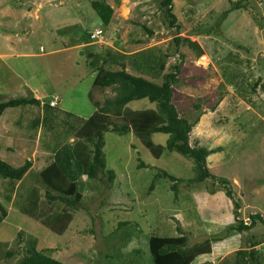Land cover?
Wrapping results in <instances>:
<instances>
[{"label":"rangeland","instance_id":"374dc122","mask_svg":"<svg viewBox=\"0 0 264 264\" xmlns=\"http://www.w3.org/2000/svg\"><path fill=\"white\" fill-rule=\"evenodd\" d=\"M59 1L0 0V100L27 96L30 92L26 83L30 87L36 83L41 85L34 87L41 100L56 96L58 107L65 114L87 118L95 110L89 95L95 101L114 95L108 87L93 86L96 72L88 63L90 51L103 57L112 54L107 57L106 68L119 69L118 63L124 62L128 72L139 75L134 66L137 52L151 47L162 52L175 48L172 38L176 30L163 22L159 0H105L114 12L104 40L89 41L80 48L74 45L86 43L89 31L104 25L91 7L92 0ZM236 2L244 7L231 9ZM173 13L181 24L179 36L197 42L203 50L202 55L196 56L186 43L179 45L178 52L184 57L180 81L173 86V102L181 115L191 120L199 116L190 132V144L216 150L207 156L206 165L216 177L228 179L239 207L213 179L186 186V181L194 176L192 159L174 151L155 157L134 133L105 132L106 165L115 172L111 188L98 180L90 182L94 186H84L82 183L87 184L89 179L82 176L78 186L82 187L84 208L68 209L69 219L57 223L58 228L64 227L59 234L43 233L47 240L43 246L66 264H152L146 241L138 234V244L130 240L124 245L127 233L135 235V222L139 224L136 230L146 232L151 228L159 236H179L176 227L181 226L189 244L217 236L211 241V252L197 256L191 264H217L224 258V264H264L263 224L257 222L246 232L227 230L239 220L249 223L251 214L259 213L264 218V92L261 87L252 90L257 78L264 81V0H173ZM142 26L151 29L152 35ZM13 52L26 55L7 57ZM117 53L123 58L116 59ZM179 60L177 54L168 57L163 72ZM234 61L239 62L235 72ZM143 76L161 82L160 76ZM231 77L233 80L229 81ZM154 106L147 99H139L125 108ZM40 109L21 105L7 108L0 116V158L13 166L22 165L26 159L35 163L22 181L11 183L0 178V206L9 211L0 222V229L10 235L0 247V264H16L21 258L25 244L24 240L17 241V232H22L24 239L35 225H41L38 214L43 201L36 202L29 216L20 212L24 207L30 208L27 198L34 196L31 188L43 195L41 188L45 185L38 180V172L50 161L49 153L21 150L20 144H7L8 138L16 143L15 131L32 133V122L37 117L40 121L46 119L44 126L41 124V136L53 138L55 145L64 139L65 131L73 130L69 126L75 122L74 116L47 115L43 107ZM4 125L13 130L3 128ZM167 138L168 134L153 133L150 141L164 145ZM7 145L13 151L7 150ZM138 159L146 167L138 168ZM158 170L183 179L176 197L166 178L156 179L154 188L148 191ZM53 205V210H57L56 203ZM117 218L128 219L131 224L116 229ZM142 240L144 253L137 258L132 248L140 246ZM248 242H255L256 253L247 259L236 256L237 251L250 250ZM7 250H13L14 255L6 257Z\"/></svg>","mask_w":264,"mask_h":264},{"label":"trees","instance_id":"16d2710c","mask_svg":"<svg viewBox=\"0 0 264 264\" xmlns=\"http://www.w3.org/2000/svg\"><path fill=\"white\" fill-rule=\"evenodd\" d=\"M90 4L99 16L100 23L104 25V28H102L105 29L112 19L113 8L105 0H92ZM241 7L244 6H242L240 2H236L233 3L230 8L238 9ZM158 8L162 12V20L166 24V27L176 30V35L172 38V43L175 45L174 50L168 48L165 52H162L159 48L151 47L137 52L138 57L134 66L139 72V75L128 72L124 62L118 63L120 66L119 69L112 70L106 68L104 65L107 61V57L112 54H107L106 57H103L99 53L90 51L87 54L88 57L90 56L88 63L96 72L93 78V86L100 89L108 87L114 95L111 97L106 96L101 101H95L92 96L89 95L95 110L86 119L74 116L69 112L66 114L64 113L67 115L66 117L74 116L75 122H72V125L69 126L71 129L73 128V130L69 131V133L65 131L64 139L58 144L55 145L52 142L54 141L53 138L46 139V137L41 136V147L48 148L47 150H49L50 158L49 163L38 172V180H40L42 185H45L44 188H41L44 190V193L41 195V191L37 192L35 188H31V194L34 196H31L30 199L27 198L30 208H20L22 210L20 214L29 216L33 212L32 207H35L36 202L40 201L42 203L43 201L44 204H42L38 214L41 225H35V229L30 233L31 235H27L24 239L23 236L25 235L22 232H17V241L20 242V240H24L25 245L24 252L16 264H66L53 257L50 254V250L43 246L47 241L43 233L51 232L54 235L59 234L61 228L63 229L64 227L60 226L58 228L57 223L61 219L69 217L68 209L70 211H77L82 207L84 208V204L82 203L84 196L81 192L82 187L80 189L78 186V181L82 176H86L87 179H89L87 184L82 183L84 186H94V184L90 182L92 180H98L106 188H111L115 179V172L107 168L106 165L105 153L103 152L105 132H114L118 135L132 132L155 157H159L164 151H174L192 159L194 163V176L186 181V186L202 183L207 179H213L224 189L226 196L234 200L228 179L216 177L209 171L206 165L207 156L216 150L208 149L198 144H190V132L192 127L197 123L199 116L191 120L189 117L181 115L173 102V86L180 81V63L184 57L183 54L178 52L179 45L186 43L195 50L196 56L202 55L203 50L197 42L179 36L181 24L177 21L173 13V0H159ZM142 27L147 34L152 35L151 29L145 26ZM89 41L91 43L88 33L86 44L89 43ZM176 54L179 56L180 60L170 65L166 72H163L166 59ZM230 55L231 54H229V56ZM114 57L116 59H122L123 54L117 53L114 54ZM237 64H239V62L234 61V72L237 70ZM144 74L153 78L160 76L161 82L158 83L155 80L148 79L143 76ZM231 79L233 80L231 77L229 81H231ZM257 87H261L264 92V81L260 78H257L253 82L252 90H255ZM139 99H147L150 103H155V106L141 109L125 108L129 102ZM21 105H34L39 107L41 101L31 93L27 96L1 99L0 116L7 108ZM193 107L196 109L200 108L198 104H193ZM43 109L44 113L47 115L49 113H58L57 108H53L49 105V99L43 103ZM45 120L44 117L41 120V124H43ZM32 124H35L34 126L32 125V133L35 135V131L39 124V118L33 121ZM153 133L168 134L165 144L152 143L150 141V136ZM71 136L74 142H68ZM138 161V168L146 167V164L142 160L138 159ZM31 165L32 161L29 159H26L20 166H13L0 158V178L9 180L11 183L22 181ZM159 178H166L170 181V189L174 197H176L179 189L178 186L183 182V179L177 178L165 170H158L154 174L148 187L149 192L154 188V181ZM53 203H56L58 211L53 210ZM235 207H239L237 201H235ZM17 210H19V208ZM8 215V209L4 206H0V222ZM117 219L116 229H124L128 224H131L128 219ZM249 219V223L239 220L236 225L229 226L227 230L246 232L255 227L257 222L264 225V218L259 213L249 215ZM138 225L139 224L135 222V235L129 232L124 236V245L130 240H135L136 242L138 239L136 234H138L140 239H145L146 241L145 246H147V253L152 264H191L197 256L210 253L211 241L218 239L217 236H206L202 241L189 244L187 234L183 233L181 226L176 227V231L180 233L179 236H159L153 234L151 231L152 229L149 227V231L146 230V232L141 228L136 230V228L139 227ZM8 233L9 231L0 229V247L10 236ZM142 243H144L143 240L139 243L140 246L135 245L132 248V253H134L133 255L137 258L140 256L141 252L144 253V247H141ZM254 243L255 242H248L250 250L248 252L237 251L236 256H243L247 259L249 254H255L256 251L254 249L256 244ZM136 244L138 243L136 242ZM14 253L13 250H7L5 256L10 258ZM225 262L226 258L222 259L217 264H224ZM237 263H239V261ZM202 264L211 263L204 262Z\"/></svg>","mask_w":264,"mask_h":264},{"label":"crops","instance_id":"0c3cea01","mask_svg":"<svg viewBox=\"0 0 264 264\" xmlns=\"http://www.w3.org/2000/svg\"><path fill=\"white\" fill-rule=\"evenodd\" d=\"M59 2H61V0L59 1ZM108 2V1H107ZM62 3V2H61ZM110 5V4H109ZM111 6V5H110ZM112 7V6H111ZM62 8V10H66V8H64V7H61ZM113 12H114V10H113ZM100 24V23H99ZM96 26H94L93 28H95ZM92 28V29H93ZM107 28V27H106ZM49 30H51L50 28H48L47 29V31H49ZM73 30H71V33H73L72 32ZM51 32V31H50ZM90 32V31H89ZM1 34H0V41H1ZM6 43H3V46L5 45ZM10 44L12 45V43L10 42ZM83 45H86V43H82V41H81V43H79V44H75L74 45V47H83ZM13 48H14V46H13ZM7 55V57H10V56H12V55H15V56H17V55H26V54H24L23 52H16V53H8V54H6ZM94 76H95V74H94ZM29 84H27L26 83V88L29 90V92L31 93V94H33L36 98H38V99H40L41 97L40 96H38L37 95V91H36V88H39L41 85H38V84H36V83H33L32 84V86H34V87H36V88H34V87H30V86H28ZM45 85V84H44ZM53 99V96L49 99V101L50 100H52ZM40 101H41V105L38 107L39 109H40V107H43V103L45 102L44 100H41L40 99ZM51 107H53V108H57V110H58V113L59 114H62L63 115V113H65L64 111L65 110H62V109H60L59 107H58V100H57V104L55 105V106H51ZM40 111H41V109H40ZM92 114V113H91ZM90 114V115H91ZM89 115V116H90ZM78 116V115H77ZM88 116V117H89ZM79 118H83V119H86V118H84V117H80V116H78ZM87 117V118H88ZM38 118V117H37ZM36 118V119H37ZM35 121V120H34ZM7 122V121H6ZM33 123V122H32ZM35 123V122H34ZM6 125H7V123H6ZM6 125H4V127L3 128H5V129H9L10 131H12L13 130V128L10 126V127H8V126H6ZM33 125V124H32ZM35 125V124H34ZM33 125V126H34ZM15 131V130H14ZM11 133V132H10ZM17 133V134H16ZM15 134H16V143L13 141V140H10L8 137V140L9 141H7V144L9 143V144H11V142H12V144H14V145H16V146H18L19 144H20V149L22 150V149H25L26 151H31L32 152V154H34V153H36V152H39V151H42L43 153H46V154H48L49 153V150H47L48 148H43V147H40V138H41V134L43 135V129H42V125H41V121H40V118H39V124H38V126H37V130L35 131V135H33V133L31 134H28V133H22L20 130H18V131H15ZM24 136V137H23ZM4 137V136H3ZM68 140H73V137L71 136V137H69V139ZM8 147H7V150H12V147H9V145H7ZM24 150V151H25ZM13 151V150H12ZM32 161V160H31ZM7 162V161H6ZM9 163V162H8ZM11 164V163H10ZM35 163H33V161H32V165H31V167H30V169H29V171L31 170V168H32V166L34 165ZM42 168L44 167V165H42L41 166ZM40 167V168H41ZM28 171V172H29ZM208 254V253H207Z\"/></svg>","mask_w":264,"mask_h":264},{"label":"built area","instance_id":"2783aa9c","mask_svg":"<svg viewBox=\"0 0 264 264\" xmlns=\"http://www.w3.org/2000/svg\"><path fill=\"white\" fill-rule=\"evenodd\" d=\"M106 32L101 27L94 28L90 33V39L93 41L102 42L104 40V34ZM42 50V49H40ZM57 104V97H53L52 100L49 101L50 106H55Z\"/></svg>","mask_w":264,"mask_h":264},{"label":"clouds","instance_id":"9594fccd","mask_svg":"<svg viewBox=\"0 0 264 264\" xmlns=\"http://www.w3.org/2000/svg\"><path fill=\"white\" fill-rule=\"evenodd\" d=\"M96 28V27H95ZM102 28V27H101ZM94 29V28H93ZM104 31H107V29L105 28V29H103ZM90 33H91V31L89 32V37H90ZM91 42L92 43H95V42H97V41H93V40H91Z\"/></svg>","mask_w":264,"mask_h":264},{"label":"bare ground","instance_id":"6f19581e","mask_svg":"<svg viewBox=\"0 0 264 264\" xmlns=\"http://www.w3.org/2000/svg\"><path fill=\"white\" fill-rule=\"evenodd\" d=\"M202 57H204V56H202Z\"/></svg>","mask_w":264,"mask_h":264}]
</instances>
